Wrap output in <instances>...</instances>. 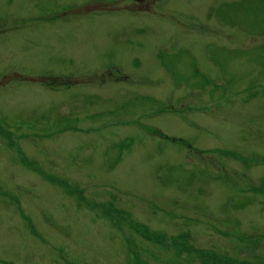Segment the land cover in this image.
<instances>
[{
  "label": "rangeland",
  "instance_id": "rangeland-1",
  "mask_svg": "<svg viewBox=\"0 0 264 264\" xmlns=\"http://www.w3.org/2000/svg\"><path fill=\"white\" fill-rule=\"evenodd\" d=\"M42 3L0 0V264H264V0Z\"/></svg>",
  "mask_w": 264,
  "mask_h": 264
},
{
  "label": "flooded vegetation",
  "instance_id": "flooded-vegetation-1",
  "mask_svg": "<svg viewBox=\"0 0 264 264\" xmlns=\"http://www.w3.org/2000/svg\"><path fill=\"white\" fill-rule=\"evenodd\" d=\"M59 0H54V4L58 3ZM191 1V0H190ZM178 3V0H119L118 2L114 1L113 3H107V2H87V3H79L78 0H68L66 4L62 5L61 3L54 5V4H43L42 7H40V14H47L50 13L52 15H49L47 17H40L38 16V19L41 20V22H44L43 24L51 23L53 25H64L65 22H69L71 20H85L89 23V26L92 28V30H96V25L100 24L99 27L100 30L110 32L111 29V18L115 14L119 13V16H122L120 13H125V10H134V11H141V12H151L155 10V8H160V6L163 8L164 11L167 12V10H170V8H174V5ZM40 4V3H39ZM157 6V7H156ZM15 12V11H13ZM165 12V13H166ZM16 13V12H15ZM164 13V12H162ZM27 17V16H26ZM90 20L91 22L87 21ZM15 20H2L0 22V43L1 40L8 36V34L13 31L14 29L18 27H12L10 23H13ZM37 23H33L30 18H26L24 21V24L20 27L22 29H25V27L30 26H36ZM111 59H104L101 61V63H111ZM128 77L130 78L131 75L125 72L119 73L117 76V80L124 79V81H127ZM108 77H106L105 80L101 82L102 85H106L109 82L107 80ZM129 80V79H128ZM51 81L48 84V87L43 88L47 92L50 93V91H59V89L64 88L65 85L57 84V85H51ZM61 85V86H60ZM81 85H88L87 82L81 83ZM101 86V85H100ZM66 93V92H65ZM89 96H92L93 94L91 92L84 93ZM113 102V101H112ZM117 104V101L113 102ZM71 112V109L69 110ZM125 121H118L114 123H119ZM104 125V124H102ZM114 125V124H113Z\"/></svg>",
  "mask_w": 264,
  "mask_h": 264
},
{
  "label": "water",
  "instance_id": "water-1",
  "mask_svg": "<svg viewBox=\"0 0 264 264\" xmlns=\"http://www.w3.org/2000/svg\"><path fill=\"white\" fill-rule=\"evenodd\" d=\"M140 1H142V0H140Z\"/></svg>",
  "mask_w": 264,
  "mask_h": 264
}]
</instances>
